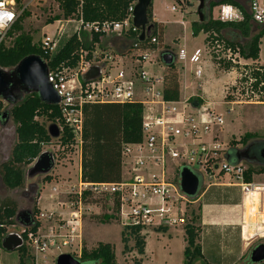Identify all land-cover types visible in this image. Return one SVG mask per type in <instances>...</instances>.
Returning a JSON list of instances; mask_svg holds the SVG:
<instances>
[{"label": "built area", "instance_id": "2783aa9c", "mask_svg": "<svg viewBox=\"0 0 264 264\" xmlns=\"http://www.w3.org/2000/svg\"><path fill=\"white\" fill-rule=\"evenodd\" d=\"M16 1L0 0V45L22 12H18ZM134 5L135 1L128 7V18L122 22L83 24L81 20H75L77 27L73 34L78 39L80 30L101 34V40L102 36L111 37L130 27L135 31L131 24ZM217 9L218 21L240 22L243 19L240 11L231 5H219ZM246 9L251 23L264 28V0H247ZM170 10L173 12L175 9L172 7ZM62 31L59 25L56 41L55 36L44 38L40 43L41 49L50 53L57 51V37ZM150 44H157L155 37L150 38ZM206 49L213 52L211 57L215 54L218 66L219 61L229 63L227 71L238 75L233 84L224 90V99L228 100L224 103L258 104L262 107L261 140L264 141V80L259 78L257 82L250 77L252 71L264 76L263 69H260L262 65L244 59L237 48H225L224 44L216 41L212 45L206 44ZM133 51L138 53L111 56V53H97L95 50L90 59L85 58V51H80L74 67L58 66L49 71V82L60 99L57 107L61 122L71 131L74 147L79 148L81 144L82 110L86 105L139 103L142 107L141 139L137 143L122 145L121 178L118 183H85L78 174L77 184L66 193L69 197L65 201L56 198V210L38 212L34 217L38 223L35 233L27 232L23 239L22 235L30 226L20 227L16 234L22 239V246L15 251L16 261L8 264H55L61 254L75 256L78 260L82 249L83 217L91 214L99 200L108 201L112 211L116 206L114 215L123 228L144 231L184 227L186 204L190 200L179 187V174L184 167L200 181L198 198L211 187L237 188L242 195L239 204L241 221L237 226L243 249L264 243V172L250 171L257 169L255 160L242 158L240 161H229L225 154L230 146H223L215 134L204 141L203 136L222 127L221 116L216 115L209 104L203 107L199 103L197 108H193L190 99L165 100L162 93L163 72L155 75L145 71V65H152L148 52L154 51L148 47ZM115 57L118 58L116 61ZM177 59H185L184 51L180 50L175 55V62ZM190 62L195 66V78L200 79L203 69L198 51L190 57ZM102 64L104 68L96 79L82 80V75L90 67ZM9 106L0 97V131L11 122L9 118L3 119ZM57 126L61 134L62 129ZM247 177L249 181L245 180ZM48 254L50 262L47 261Z\"/></svg>", "mask_w": 264, "mask_h": 264}, {"label": "trees", "instance_id": "16d2710c", "mask_svg": "<svg viewBox=\"0 0 264 264\" xmlns=\"http://www.w3.org/2000/svg\"><path fill=\"white\" fill-rule=\"evenodd\" d=\"M134 1L57 0L63 19L74 18L76 21L81 20L83 24L105 21L122 22L128 18V7ZM206 1L208 7L204 8V14L210 12V16L201 23L193 21L191 23L192 34L196 36L203 33L205 44L212 45L216 41L224 44L225 48H237L240 56L244 59L256 61L259 55L260 39L264 36V28H257L251 23L246 9V0V3H240L238 0ZM219 5H231L237 8L242 14V21L221 22L214 20L212 9ZM147 18L151 25L150 38L155 37L157 44H150V38L139 42V31H133L131 27L127 31L111 37L102 36L101 40H99L101 34L87 33L80 30L79 39L76 34H73L58 47L57 51L50 53L41 49L40 45L33 44L28 36L21 33L17 34L21 31V21L23 20V15L20 14L7 32V38L11 35H17L15 40L10 47H5L4 44L0 45V69H12L21 59L30 55L39 56L46 63L48 71L58 66L74 67L78 62L80 51H85V58L90 59L96 49L105 51V49H108L106 46H109L108 50H111L109 52L112 55H127L135 49L147 47L155 51L156 46L159 44L158 41L162 38L163 30L160 24L152 20L151 5L147 12ZM172 55L175 63V55L173 53ZM219 67L227 71L230 65L219 61ZM260 69L264 71V65ZM250 77L257 79V82L259 78L264 80V76H260L254 71L250 73ZM162 93L163 98L168 101H175L179 98L178 73L174 64L163 69ZM262 100L264 101V87ZM197 101L199 102V100ZM82 112L83 125L79 147L80 180L85 183H118L121 178L122 145L137 143L141 139V105L139 103L86 105L83 107ZM5 113L15 125L16 143L13 145L8 159L0 164V186L13 191L23 187V168L29 166L42 152V146L51 141L45 127L39 123V118H44L50 123H55L61 127V134L57 142L60 147H63V150H71L74 141L71 131L62 125L58 107L43 104L36 94L25 96L15 106H9ZM238 143L245 144V148H248L249 157L255 159L257 169H250V171L264 172V160H260L258 157L259 151L264 150V141L257 140L252 135L245 136L237 142L230 141L228 144L230 148L225 157L231 162L236 159L237 149H235V146ZM51 180L49 175L43 177L44 183H49ZM245 180L249 181V178L247 177ZM226 189L228 188H209L199 198L200 204L197 209L201 211L204 205H238V200L233 196V193H227ZM194 199L190 200L194 201ZM16 208L14 201L9 199L0 200V240L8 233L6 228L15 225ZM37 214L38 211L34 206L31 212L32 222L22 235L23 239L25 233H35L37 230L38 223L34 221ZM200 217V215H195L191 220L198 221ZM101 219L109 221L117 218L111 215L102 216ZM235 229L236 237V234H239V228ZM156 230L165 231V228ZM207 230L210 232L205 235ZM126 231L134 236L138 253L142 254L144 243L143 239L139 237L140 230L123 228L120 234L122 242ZM183 231L185 234L184 264H194L196 261H201L203 264H233L235 254H222L219 245L221 236L214 229L206 226H195L190 222L184 226ZM230 232L224 231L223 235ZM202 233L204 236L200 242L199 239ZM197 240L199 243H196ZM227 240L226 235L224 243ZM124 249L126 250V247ZM206 251L213 254L214 257H211L213 262H208L205 259ZM235 252L237 254V251ZM78 261L81 264H116L114 248L111 244L103 242H99L96 247L90 250L82 247ZM133 264H139V262L134 261Z\"/></svg>", "mask_w": 264, "mask_h": 264}, {"label": "rangeland", "instance_id": "374dc122", "mask_svg": "<svg viewBox=\"0 0 264 264\" xmlns=\"http://www.w3.org/2000/svg\"><path fill=\"white\" fill-rule=\"evenodd\" d=\"M243 3L245 0H238ZM247 2V0H246ZM245 2V3H246ZM196 0H152L151 13L154 17L161 21L163 26V35L159 44L156 46L154 52H148L149 59L152 65H145V71L153 72L155 75L161 74L164 65L161 63L159 56L163 51L172 52L174 55H178L182 50L185 53V59L183 61L177 59L174 63L175 69L178 73V79L180 82L179 97L181 100L190 99L199 100V103L204 106L209 104V107L213 109L216 115H220L223 120V125L219 129L213 130L209 135L203 136L204 141L210 139L211 134H215L218 137L219 142L223 146H227L230 141H239L245 136L252 135L257 140H261V111L262 107L256 104H229L227 99H224V90L229 88L233 84L234 80L238 78V75L231 73L220 68L214 55L210 56L213 52L206 49L205 35L199 33L194 36L192 34L191 23L198 22L196 15ZM174 8L175 11H170V8ZM16 8L20 14L23 15L21 21V31L17 32L28 36L32 43L40 45L42 40L46 37L55 36L57 27L62 26L63 31L57 37V46H61L65 40L74 33V28L77 27V23L74 18L63 19L60 8L58 7L57 0H17ZM217 7L212 9V18L217 20ZM74 20V21H71ZM153 20V19H152ZM52 21V22H50ZM258 28V27H257ZM17 35H11L4 41L5 47H10ZM109 49V46H106ZM106 50L104 53L110 54L111 50ZM100 49H96L98 53ZM199 52V63L202 66L203 73L200 79H196L194 76L195 66L190 62V57L194 52ZM138 53V51H132L129 56ZM111 56H115L110 54ZM221 55V53H219ZM122 56V55H120ZM129 57L127 56V59ZM118 58L115 57L114 61ZM257 64L264 65V36L261 37L259 43V55L255 61ZM230 100V99H229ZM39 123L47 128L50 124L49 121L44 118H39ZM7 129L15 128V125L11 121ZM16 143V137L5 135L3 142L0 144V164L8 159L9 153ZM245 144L238 143L235 149L245 147ZM48 151L52 153L54 158V167L48 174L51 177V182L44 183L43 177L38 176L35 179L28 180L24 178L23 187L16 190H3L0 186V200L9 199L16 203V211L21 209H30L33 207L38 212L42 211H54L56 210V198L58 201H65L67 191L72 185H76L79 174L80 152L79 148L72 147L71 150H63L60 147L57 140H52L42 146V152ZM33 163V162H32ZM32 163L23 168V173L28 170ZM226 181L230 182L226 179ZM34 183L37 186V196L34 203L28 205L26 200L21 197V193L27 189V186ZM227 193L232 192L233 196L241 203L242 195L237 188L225 187ZM200 204L199 198L189 200L186 204V224L192 222L193 225L200 224V221H192V217L195 215L201 216L198 205ZM111 204L105 200H99L98 206L92 209L90 215H86L82 220V232H81V247H85L90 250L99 242L109 243L114 248L116 264H133L134 261H138L139 264H184L183 249L185 247V234L184 227H168L165 231L156 229H147L140 231L139 237L143 239V253L139 254L137 246L135 245L134 236L128 234L124 235V240H121V232L123 227L117 219H110L104 221L102 216H116L111 209ZM219 212L222 208H215ZM241 211V207L237 209ZM221 212V211H220ZM115 213V212H114ZM203 218H205V212H202ZM217 214V213H216ZM100 217V219H99ZM238 226H218L214 228L215 231L221 236L219 238V245L223 255L235 254V260L233 264H245L248 260V255L251 248L243 249V244L237 233L235 237V231ZM20 227L15 223L12 227H7L6 232H18ZM230 229V230H228ZM224 231H231L229 234L223 235ZM210 231L207 230L205 235ZM227 235V242L224 243ZM204 234L200 235V242ZM196 243H199L197 240ZM203 244V242H202ZM126 247V250L124 249ZM206 250V249H205ZM237 251V254L236 252ZM75 257V256H73ZM213 254L210 251H206L205 259L208 262H213ZM16 261V253H7L0 248V262L3 264L13 263ZM47 261H52L49 254ZM194 264H203L201 261H196Z\"/></svg>", "mask_w": 264, "mask_h": 264}, {"label": "water", "instance_id": "95a60500", "mask_svg": "<svg viewBox=\"0 0 264 264\" xmlns=\"http://www.w3.org/2000/svg\"><path fill=\"white\" fill-rule=\"evenodd\" d=\"M196 15L198 22L201 23L204 19L209 18L210 12L204 14V8L208 7L206 0H196ZM152 4V0H135V5L132 11L131 24L133 28L139 31L138 41L143 42L150 36L151 25L148 22L147 12ZM159 59L164 67H169L174 64V57L171 52L165 51L160 54ZM104 65L92 66L86 73L82 75L84 82L96 79ZM49 71L46 63L36 55H30L21 59L12 69H0V97L10 106H15L21 100L31 94H36L39 100L48 106H57L59 97L52 89L48 77ZM193 108L199 106V102L194 100L191 103ZM7 114L4 113L3 119H7ZM47 135L52 140H58L60 130L55 123H50L46 128ZM5 135H10L14 138L15 129H3L0 131V144L3 142ZM1 146V145H0ZM248 148L238 150L236 160L242 158L254 161V158H249L247 155ZM259 159L264 160V150L259 153ZM54 167V158L52 153L48 151L41 152L33 161L32 165L24 174V178L28 180L35 179L38 176L48 175ZM1 183V181H0ZM179 187L181 192L188 198L194 199L198 195L200 181L198 177L188 168H182L179 174ZM1 188H3L1 186ZM5 190V188H3ZM37 196V186L31 183L27 189L21 193L28 205L34 203ZM31 210L21 209L16 211L14 222L19 227H29L31 224ZM22 246V239L16 233H7L0 240V248L2 251L12 253L19 250ZM249 264L264 263V243H260L251 248L248 255ZM55 264H81L77 259L69 254H61L57 257Z\"/></svg>", "mask_w": 264, "mask_h": 264}, {"label": "crops", "instance_id": "0c3cea01", "mask_svg": "<svg viewBox=\"0 0 264 264\" xmlns=\"http://www.w3.org/2000/svg\"><path fill=\"white\" fill-rule=\"evenodd\" d=\"M151 14L153 21L163 26L162 22L157 20L154 17L153 13ZM216 207L222 208V210H220L221 212L220 211L216 212L218 210L215 209ZM239 207H240L239 204L238 205H204L201 208V217L199 220L200 224L198 225L201 227L206 226L212 229L218 226L238 225V223L241 221V211L239 212L237 210ZM203 210L205 212V218H203V214H202Z\"/></svg>", "mask_w": 264, "mask_h": 264}, {"label": "flooded vegetation", "instance_id": "af4514ba", "mask_svg": "<svg viewBox=\"0 0 264 264\" xmlns=\"http://www.w3.org/2000/svg\"><path fill=\"white\" fill-rule=\"evenodd\" d=\"M247 155H249L248 150H247ZM245 264H249V261L247 260Z\"/></svg>", "mask_w": 264, "mask_h": 264}]
</instances>
